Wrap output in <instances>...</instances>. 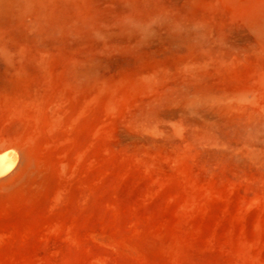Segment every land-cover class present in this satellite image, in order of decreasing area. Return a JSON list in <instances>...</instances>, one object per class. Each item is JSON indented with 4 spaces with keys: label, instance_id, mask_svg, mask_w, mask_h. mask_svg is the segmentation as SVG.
Wrapping results in <instances>:
<instances>
[{
    "label": "rangeland",
    "instance_id": "1",
    "mask_svg": "<svg viewBox=\"0 0 264 264\" xmlns=\"http://www.w3.org/2000/svg\"><path fill=\"white\" fill-rule=\"evenodd\" d=\"M0 264H264V0H0Z\"/></svg>",
    "mask_w": 264,
    "mask_h": 264
},
{
    "label": "bare ground",
    "instance_id": "2",
    "mask_svg": "<svg viewBox=\"0 0 264 264\" xmlns=\"http://www.w3.org/2000/svg\"><path fill=\"white\" fill-rule=\"evenodd\" d=\"M16 164V158L11 161L5 156L0 158V176L4 175L5 173L9 172Z\"/></svg>",
    "mask_w": 264,
    "mask_h": 264
}]
</instances>
